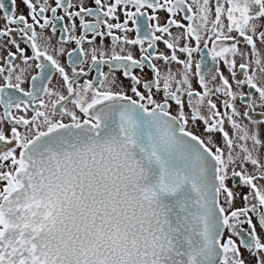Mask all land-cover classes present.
I'll list each match as a JSON object with an SVG mask.
<instances>
[{"label": "snow or ice", "instance_id": "snow-or-ice-1", "mask_svg": "<svg viewBox=\"0 0 264 264\" xmlns=\"http://www.w3.org/2000/svg\"><path fill=\"white\" fill-rule=\"evenodd\" d=\"M19 3L0 0V264H264V0Z\"/></svg>", "mask_w": 264, "mask_h": 264}, {"label": "flooded vegetation", "instance_id": "flooded-vegetation-1", "mask_svg": "<svg viewBox=\"0 0 264 264\" xmlns=\"http://www.w3.org/2000/svg\"><path fill=\"white\" fill-rule=\"evenodd\" d=\"M3 2L5 3V6H6V8H10V0H3ZM108 2H113V0H108ZM49 3H53V0H49ZM73 3L75 4V5H77V7L76 8H74V9H72V11H76V10H78V6H79V4H80V0H73ZM83 3H84V6L85 7H90V6H94V3H93V0H83ZM53 6H54V4H53ZM134 10V9H133ZM19 14H27V9H26V7L23 5V4H20L19 3V0H18V7H17V15H19ZM161 17H165V16H167L168 14L167 13H165V12H159L158 13ZM0 15H2V11H0ZM47 15H51V13L49 12V13H47ZM58 15H64V13H63V11L62 10H58ZM118 15H119V17H120V22H122L123 21V19H124V17H123V14H122V12H120V11H118ZM183 14H179L177 17H176V19H181V16H182ZM86 19H88L89 21H91L93 18L92 17H86ZM113 23H115V22H117V21H112ZM183 22V21H182ZM3 23H4V21L3 20H0V26H2L3 25ZM65 23H69V21L67 20V17H65ZM186 23V22H185ZM77 24H78V18H77ZM37 30L39 31V29L37 28ZM79 29L77 30V34H79ZM171 31L173 32V34L175 35V34H177L178 32H180V31H182L181 29H177V28H175V27H173L172 29H171ZM115 34H117V35H119L120 33L118 32V31H116V33ZM233 34H235V33H233ZM17 39H19V37H17ZM99 39V38H98ZM109 40H110V38H108ZM0 42H2V41H0ZM181 43H183V41H181ZM193 43V46H194V41L192 42ZM75 45L74 44H69L68 45V47L69 48H71V47H74ZM202 46V45H201ZM211 46V45H210ZM21 47L23 48V47H25V44L24 43H21ZM85 47H87V45H85ZM158 47H159V49L160 50H164L165 49V46L161 43V44H159L158 45ZM12 51H15V48L13 47L12 49H11ZM205 51H207V50H205ZM2 55H4V53H2V52H0V56H2ZM178 55H179V57L181 58V59H183L184 58V56H183V54H179L178 53ZM194 58H196V59H198L199 58V55L198 54H194ZM241 61L239 60V58H237V63L239 64ZM209 63H211V61H210V58H209ZM172 67H173V69H175V67H177L174 63H173V65H172ZM219 67L221 68V70H223V71H225V74L227 75V72H226V70H225V66L223 65V63L221 62V64L219 65ZM105 70H107V69H105ZM147 71V70H146ZM237 72H238V75L240 76V78H242V75H241V72H240V70H239V68L237 67ZM233 83V87L235 88V82L233 81L232 82ZM240 91H243V92H247V91H249L248 90V88L245 86V87H243L242 89H240ZM213 99H215V97L213 98ZM223 99V97H221V100ZM221 105H220V103L218 102V107H220ZM236 106H237V108L242 112L243 110H244V107H245V102H242V101H240L239 99L237 100V102H236ZM221 110L222 111H231L230 109H223V108H221ZM251 115L252 116H254L256 119H264V107H260L259 105H257L256 106V108H255V110L254 111H252V113H251ZM245 123H248V121L247 120H245L244 121ZM261 130H262V132H264V125H262L261 126ZM245 227H247V225H245ZM242 251H243V249H242ZM245 258H246V260L248 259V258H250V254H248V253H246L245 252ZM253 264H254V260H253Z\"/></svg>", "mask_w": 264, "mask_h": 264}]
</instances>
